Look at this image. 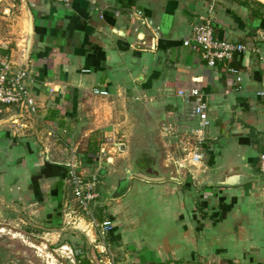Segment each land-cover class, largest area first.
<instances>
[{
	"label": "crops",
	"instance_id": "obj_1",
	"mask_svg": "<svg viewBox=\"0 0 264 264\" xmlns=\"http://www.w3.org/2000/svg\"><path fill=\"white\" fill-rule=\"evenodd\" d=\"M210 7L216 38L247 48L233 62L237 74L183 45ZM5 56L34 78L38 111L20 131L11 123L18 108L0 114V264H34L26 253L34 248L72 253H51L49 264H90L86 256L98 264L95 231L65 228L73 159L87 178L106 177L116 203L128 200L119 228L98 214L113 223L114 264H264L262 0H1ZM201 103L210 121L204 160L181 169L171 157L201 129L192 113ZM131 139L126 161L129 148L118 142ZM101 151L104 160L81 158ZM134 186L151 190L131 197ZM130 227L137 235H126Z\"/></svg>",
	"mask_w": 264,
	"mask_h": 264
},
{
	"label": "built area",
	"instance_id": "obj_2",
	"mask_svg": "<svg viewBox=\"0 0 264 264\" xmlns=\"http://www.w3.org/2000/svg\"><path fill=\"white\" fill-rule=\"evenodd\" d=\"M54 4L69 6L71 0H50ZM1 2V0H0ZM214 7L209 8V17L201 24L193 27L191 37L183 45L191 47L193 52L200 56L208 67L216 68L222 66L224 71L237 74L238 71L233 67V62L240 55L247 51L242 43L219 40L215 36L213 22ZM35 80L26 70L15 69L10 57L0 58V114L6 107H14L20 110L18 116L11 121L13 129L20 131L26 128V113L37 114V101L32 97V88ZM51 94L59 93L58 88H52ZM94 94L100 97H107L108 91L96 89ZM182 96L188 98L184 92ZM258 97L264 99V90L257 92ZM189 96H200L199 91H192ZM192 113L202 124L201 129H196L184 135L187 138L180 147L182 156L172 158L173 163H177L179 168L189 167L200 168L204 160L205 131L210 126L208 107L201 103L196 105ZM194 140H193V139ZM105 157L104 151L94 157L95 160ZM82 162L73 159L67 165L68 183L71 190V200L64 206L65 228L73 231L83 230V225L95 231V249L100 254L98 264H114L115 254L109 244V236L113 230V223L110 219L99 218L95 206L100 199L99 187L101 181L99 177L92 176L91 179L84 175ZM259 170L264 176V154L259 160ZM98 217V218H97ZM83 226V227H82ZM72 258V253H69ZM70 258V257H69ZM70 258V259H71Z\"/></svg>",
	"mask_w": 264,
	"mask_h": 264
},
{
	"label": "rangeland",
	"instance_id": "obj_3",
	"mask_svg": "<svg viewBox=\"0 0 264 264\" xmlns=\"http://www.w3.org/2000/svg\"><path fill=\"white\" fill-rule=\"evenodd\" d=\"M99 139H101V138L98 137L97 142H99ZM118 143L122 144V145H126L129 148L128 153H126V157L124 159H126V161H128L127 159H131L132 153L134 152V147L136 146V142H134V140L131 139L129 141H127V140L119 141ZM95 156H96V154H95ZM104 158L105 157H103V160H104ZM102 175H104V173H102ZM105 178H104L103 183L99 187L100 199H99L98 204L100 205V209L97 206H95V211H97L98 214H103L105 216H108L109 218H113L115 223H116L117 228H119V226H118L119 221L116 220V217H117V214L121 215V212H122V214H126V215L128 214L127 211L129 210V206L126 204V202L128 200L126 199L122 204H118V203H116V201L112 200L113 196L115 194H113L112 197H111V195H109V192H108V189H109L108 184L109 183H107L108 180L107 179L105 180ZM124 187L127 188V186L123 185L121 187V189H119V191L125 189ZM135 189H138L137 192H135L136 191ZM145 190L149 191V190H151V188L150 187L134 186L132 192L129 195L131 197L136 196V195H141V194L145 195L146 194ZM68 192H69V190H68ZM114 197H116V196H114ZM124 204H126V205H124ZM139 205H141V204L138 203L137 206H139ZM115 209H117L118 211H114ZM130 223H131V221H130ZM132 229H133V227H130V228L125 230L127 236L137 235V233L139 232V229H136V230L134 229V231H131ZM125 244H127V243H125ZM131 245H134V244L129 242V244L124 245V249L130 252L131 251ZM54 248L56 249V247H54ZM26 253L28 255H30L29 257L31 260H33L34 264H49V262H52V260H53V259H51V257H52L51 253L54 256L53 258H55V259L56 258L61 259L60 256H62V255H64L67 259H68V257L71 258V256H69V253H71V252H64L62 254L61 252L56 253V252H54V250H51V249L39 251L36 248H34V249L26 251ZM57 254H59V256ZM122 254H125V251L122 250ZM72 258H73V256H72Z\"/></svg>",
	"mask_w": 264,
	"mask_h": 264
},
{
	"label": "trees",
	"instance_id": "obj_4",
	"mask_svg": "<svg viewBox=\"0 0 264 264\" xmlns=\"http://www.w3.org/2000/svg\"><path fill=\"white\" fill-rule=\"evenodd\" d=\"M94 156H95V152H90L88 155H82V157L81 158H83L82 160H83V162L85 163L87 160H95L94 159ZM67 179H68V174H67ZM86 261L87 262H89L90 264H92V262H91V260L89 259V257L88 256H86ZM81 263H82V261H80Z\"/></svg>",
	"mask_w": 264,
	"mask_h": 264
},
{
	"label": "bare ground",
	"instance_id": "obj_5",
	"mask_svg": "<svg viewBox=\"0 0 264 264\" xmlns=\"http://www.w3.org/2000/svg\"><path fill=\"white\" fill-rule=\"evenodd\" d=\"M264 2V0H262Z\"/></svg>",
	"mask_w": 264,
	"mask_h": 264
}]
</instances>
